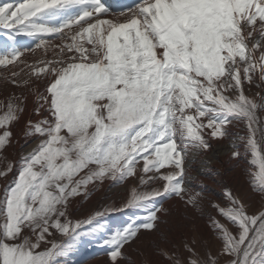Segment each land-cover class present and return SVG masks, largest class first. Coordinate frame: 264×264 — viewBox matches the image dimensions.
I'll list each match as a JSON object with an SVG mask.
<instances>
[{"label": "snow or ice", "instance_id": "obj_1", "mask_svg": "<svg viewBox=\"0 0 264 264\" xmlns=\"http://www.w3.org/2000/svg\"><path fill=\"white\" fill-rule=\"evenodd\" d=\"M0 29V264H74L97 237L110 264H264V0H0ZM16 128L35 146L12 161ZM213 141L244 195L195 182ZM105 184L126 197L75 218ZM206 206L212 239H189Z\"/></svg>", "mask_w": 264, "mask_h": 264}, {"label": "rangeland", "instance_id": "obj_2", "mask_svg": "<svg viewBox=\"0 0 264 264\" xmlns=\"http://www.w3.org/2000/svg\"><path fill=\"white\" fill-rule=\"evenodd\" d=\"M3 36V37H1ZM0 39L4 42L5 31L0 29ZM5 50L6 42L3 43ZM2 48V44L0 43V51ZM1 93H6L5 89L0 87ZM251 95V93H248ZM9 95V94H8ZM22 133V130H19V134ZM33 142L29 140L27 143L23 144V147L9 149L8 160H16L19 155L25 154L28 151V146ZM217 143V144H215ZM219 143L225 144L226 147H220ZM215 147H220L215 148ZM227 150L228 153H222L221 151ZM231 141H223V142H215L213 141L212 149L203 157L198 158L196 164H194L193 176L196 177V183L198 185H203L205 189V194L209 200L219 201L222 199V184L218 183L220 177H216L214 175H201V170L206 172L215 173L217 171L221 173H225L223 177L224 182H226L230 187L233 188L234 191L238 195H244L246 193V184H245V176L242 173L241 168L236 167L233 168L234 162L230 159V154L232 152ZM4 165L0 164V168ZM228 170V171H226ZM11 178V176H10ZM4 181L0 180V190H2V186ZM127 195L125 186H110L105 184L100 188L99 191H94L91 197L87 201H81L78 206V210L73 213L75 218L83 219L93 212L95 209H103L105 206H108L112 203H119L122 201ZM258 203V202H257ZM75 207V206H74ZM212 212L211 208L206 206L205 215L203 218L197 217L195 225H190L189 230L186 231L185 235L191 239L193 237L199 238L203 236L206 240L212 239L210 235L207 233L206 223H207V215ZM129 219V215L124 213H116L112 216L107 217L102 224L105 229H111L115 231L117 228L124 225ZM104 238H107L108 233L102 232L101 234ZM180 242V238H177V243ZM213 245H216L214 239L212 240ZM137 246H142L140 242L137 243ZM134 258H135V254ZM71 260L74 264H110V260L108 257L107 251L101 246V240L99 237L97 238H86L84 239L79 249L76 253L73 254Z\"/></svg>", "mask_w": 264, "mask_h": 264}, {"label": "bare ground", "instance_id": "obj_3", "mask_svg": "<svg viewBox=\"0 0 264 264\" xmlns=\"http://www.w3.org/2000/svg\"><path fill=\"white\" fill-rule=\"evenodd\" d=\"M18 38H19V37H18ZM3 39H4V42H6V47H7V48H10V47L12 46V42H11V41H8V40L5 39V38H3ZM19 41L21 42L22 45H27V46H29V47H33V46H34V44L32 43L31 39L28 38V37H20ZM0 87H2V89H5V88L3 87V85H0ZM5 90H6V92H8L9 95H11L13 91H16V90H14V89H12V88H8V89H5ZM8 94H6V93L3 94V93L0 92V98H3L4 95H8ZM28 107H29L30 110H31L32 107H33V104H32V102H31V98H30V100H29ZM33 118H35V117H33ZM20 129H21V128H16V129H14V130L16 131V133H17L18 139L20 140V143L18 144V147H20L21 145L25 144V141H24V138H23V134H22V133L19 134V130H20ZM215 144H217V143H215ZM219 145H220V147H226L225 144H221V143H219ZM34 146H35V145H34V142H31L30 145H29L28 148H27L28 151L31 150V148L34 147ZM220 147H215V148H219V149H220ZM221 152H222V153H228L226 149L223 150V151H221Z\"/></svg>", "mask_w": 264, "mask_h": 264}]
</instances>
